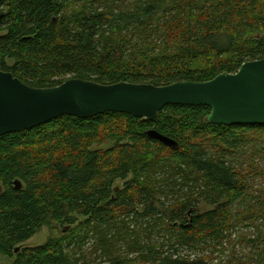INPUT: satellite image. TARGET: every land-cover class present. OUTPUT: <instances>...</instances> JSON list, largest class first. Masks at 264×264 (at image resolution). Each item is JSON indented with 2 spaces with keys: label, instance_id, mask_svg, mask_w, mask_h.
I'll return each mask as SVG.
<instances>
[{
  "label": "trees",
  "instance_id": "16d2710c",
  "mask_svg": "<svg viewBox=\"0 0 264 264\" xmlns=\"http://www.w3.org/2000/svg\"><path fill=\"white\" fill-rule=\"evenodd\" d=\"M0 33V71L32 88L72 78L207 82L264 59V0H0ZM210 113L169 105L149 122L63 116L0 137V255L14 264H92L84 251L92 241L103 264H264V196L262 212L242 220L256 228L242 239L251 251L230 252L232 206L260 173L254 161L251 170L230 158L250 144L264 148V125H214ZM201 202L213 208L201 212ZM51 225L64 231L23 247Z\"/></svg>",
  "mask_w": 264,
  "mask_h": 264
},
{
  "label": "water",
  "instance_id": "95a60500",
  "mask_svg": "<svg viewBox=\"0 0 264 264\" xmlns=\"http://www.w3.org/2000/svg\"><path fill=\"white\" fill-rule=\"evenodd\" d=\"M169 105L208 107V121L214 125H264V59L247 62L237 73L221 74L207 82L166 86L103 85L72 78L53 88L37 89L12 73L0 71V137L29 131L63 116L91 119L119 113L149 122ZM148 135L166 146L176 145L155 130ZM20 186L17 182V188Z\"/></svg>",
  "mask_w": 264,
  "mask_h": 264
},
{
  "label": "rangeland",
  "instance_id": "374dc122",
  "mask_svg": "<svg viewBox=\"0 0 264 264\" xmlns=\"http://www.w3.org/2000/svg\"><path fill=\"white\" fill-rule=\"evenodd\" d=\"M81 7H77L76 11L81 10ZM3 34L0 33V36ZM108 147V146H105ZM233 161V164L237 168H247L251 169L250 166L253 168L252 162L254 161L257 169L254 167L253 170H258L260 173L258 175H252L249 179L250 182V192L249 195L245 197V199L239 200L232 206L233 214L237 217V220L234 222L236 227V238L234 240V245L230 248V252L233 250L237 253L238 257H244L246 256L250 251L251 248L246 245L242 239L244 236H247L248 238H254L256 228L255 225L251 222H244L242 221L247 214H254L257 211L262 209V206L259 204V199L261 196H264V148L260 147L257 148L256 145L250 144L248 145L245 150L239 154L236 155V157L230 158ZM252 170V169H251ZM132 178V175L129 177V180ZM116 186L122 188L124 185V182L117 181ZM163 198V196H162ZM167 202V201H165ZM161 207V206H160ZM159 209L163 212L166 211L162 207ZM210 205H208L205 202H201L197 209H199L201 212L208 211L212 209ZM262 212V210H261ZM83 220V219H82ZM257 225L261 224L262 221H255ZM136 232L139 233L140 230L137 229V225L135 223L132 224ZM64 231V228L57 227V226H44L34 237H32L29 241H27L25 244H23V247H37L44 245L48 242L50 237L53 234H61ZM140 234V233H139ZM159 235L158 233H155L153 236V242H158ZM119 244V243H118ZM117 244V245H118ZM118 253L122 256H126L127 254V246L123 244H119L116 246ZM84 251L88 256H91L92 264H103L104 261H101L100 259H96L97 254H92L94 251V245L92 241L88 242L84 248ZM229 252L223 258L224 262L229 257ZM15 258L10 259L3 255H0V264H14ZM159 263V262H158ZM156 263V264H158ZM220 261H215L214 264H220ZM105 264H108L105 263ZM132 264H141V263H132ZM147 264H153V263H147Z\"/></svg>",
  "mask_w": 264,
  "mask_h": 264
}]
</instances>
